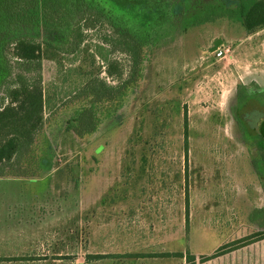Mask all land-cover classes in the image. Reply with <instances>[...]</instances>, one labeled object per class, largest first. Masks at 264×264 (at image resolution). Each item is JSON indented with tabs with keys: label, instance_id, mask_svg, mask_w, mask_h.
<instances>
[{
	"label": "rangeland",
	"instance_id": "obj_1",
	"mask_svg": "<svg viewBox=\"0 0 264 264\" xmlns=\"http://www.w3.org/2000/svg\"><path fill=\"white\" fill-rule=\"evenodd\" d=\"M236 3L52 0L47 25L30 19L33 0L5 3L15 16L0 32V105L19 71L14 41L51 46L26 176L10 166L0 176V264H185L177 252L202 264L219 247L228 252L212 264H264V27L246 33L223 10ZM131 36L134 82L115 102L94 101L93 133L66 132L95 100L86 77L103 91L116 85L107 63L129 75ZM94 253L134 257L87 261Z\"/></svg>",
	"mask_w": 264,
	"mask_h": 264
},
{
	"label": "trees",
	"instance_id": "obj_2",
	"mask_svg": "<svg viewBox=\"0 0 264 264\" xmlns=\"http://www.w3.org/2000/svg\"><path fill=\"white\" fill-rule=\"evenodd\" d=\"M8 0L0 1V32L13 20L15 16L10 7L5 5ZM13 4H18L22 0H10ZM34 6L30 11L32 15L30 19L35 24L47 25V6L52 0H33ZM183 10L189 9L191 2L197 3L198 0H181ZM234 9H223L230 17H235L241 21L246 33H253L264 27V0H236ZM50 43H40L33 39L22 37L14 41L11 55L15 60V66L19 70L15 73L13 86L6 89L7 102L0 105V176L8 175L5 171L10 166V174L12 176L24 177L25 172L20 169L21 158L28 155L32 149V145L37 133L42 127L43 114L46 108L45 92L42 87V79L40 75V63L45 58ZM123 47L129 53L132 61L130 65V73L123 78V71H117L115 63L109 62L106 65L105 73L108 77L115 78L116 85H106L101 82V87L105 90L101 91L96 84L95 79L85 78L82 84V93L85 96H93L95 100L89 102L87 107H83L75 113V115L66 123L65 131L72 132L79 136H87L95 130L96 114L94 111V101L101 97L108 100L121 98L124 90L130 86L134 79V74L138 71L140 64L139 50L140 45L131 36L128 40H123ZM4 71V67H0V73ZM32 74L31 76L25 75ZM104 92V94H103ZM260 125V132L264 138V132ZM187 211L185 214V222L187 227ZM252 240V239H251ZM250 239H244L237 242L235 247H231L229 251L235 248L243 247L250 244ZM227 247H219L212 255L201 257V261H207L228 252ZM170 254V253H167ZM165 256V255H162ZM134 257L133 254H87V261L90 259H129ZM137 257V256H136ZM150 257V256H149ZM170 257L183 258L185 264H196L195 256L189 252L172 253Z\"/></svg>",
	"mask_w": 264,
	"mask_h": 264
},
{
	"label": "crops",
	"instance_id": "obj_3",
	"mask_svg": "<svg viewBox=\"0 0 264 264\" xmlns=\"http://www.w3.org/2000/svg\"><path fill=\"white\" fill-rule=\"evenodd\" d=\"M97 254H109V253H94V254H92V255H97ZM160 254H163V253H160ZM140 257H144V255H140V254H138ZM193 255V254H192ZM209 255V254H208ZM226 255V254H225ZM224 254L223 255H220V256H218V257H215L214 259H210V260H207V261H205V262H203L202 264H205V263H207V264H212L213 262H218L219 263V258H221V257H223V256H225ZM161 257H164V256H161ZM136 258H138V257H136ZM175 258V257H174ZM182 259V258H181ZM95 260H97V259H95ZM90 261H91V259H90ZM185 262V261H184ZM197 264V263H196Z\"/></svg>",
	"mask_w": 264,
	"mask_h": 264
},
{
	"label": "built area",
	"instance_id": "obj_4",
	"mask_svg": "<svg viewBox=\"0 0 264 264\" xmlns=\"http://www.w3.org/2000/svg\"><path fill=\"white\" fill-rule=\"evenodd\" d=\"M224 49L223 47L217 48V50L215 51L216 55L219 57L223 54Z\"/></svg>",
	"mask_w": 264,
	"mask_h": 264
},
{
	"label": "water",
	"instance_id": "obj_5",
	"mask_svg": "<svg viewBox=\"0 0 264 264\" xmlns=\"http://www.w3.org/2000/svg\"><path fill=\"white\" fill-rule=\"evenodd\" d=\"M219 44V41L215 42V46H217ZM263 132H264V125L262 126Z\"/></svg>",
	"mask_w": 264,
	"mask_h": 264
}]
</instances>
